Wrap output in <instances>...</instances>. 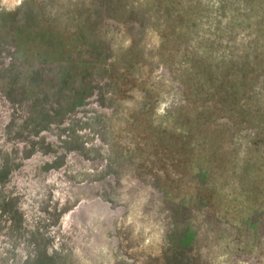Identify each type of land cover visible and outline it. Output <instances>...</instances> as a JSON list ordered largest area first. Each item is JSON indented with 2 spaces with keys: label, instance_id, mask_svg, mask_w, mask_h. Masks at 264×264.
<instances>
[{
  "label": "rangeland",
  "instance_id": "1",
  "mask_svg": "<svg viewBox=\"0 0 264 264\" xmlns=\"http://www.w3.org/2000/svg\"><path fill=\"white\" fill-rule=\"evenodd\" d=\"M5 12L0 264H172L176 235L199 264H264V0ZM39 18L78 42L40 41Z\"/></svg>",
  "mask_w": 264,
  "mask_h": 264
},
{
  "label": "flooded vegetation",
  "instance_id": "2",
  "mask_svg": "<svg viewBox=\"0 0 264 264\" xmlns=\"http://www.w3.org/2000/svg\"><path fill=\"white\" fill-rule=\"evenodd\" d=\"M146 5V4H145ZM145 5H142L143 7H144V9L145 10H147L148 9V7L149 6H145ZM63 7H65L64 5H62ZM65 9V8H64ZM128 10V9H127ZM125 15H130L129 14V12H128V14H125ZM124 15V16H125ZM153 15L154 16H156L158 19H159V17H161V14H160V12H159V10H157V11H155L154 13H153ZM160 21H161V19H159ZM68 22H70L71 24H73V25H75V19H72V20H70V21H68ZM88 22L90 23V21L88 20ZM76 27H77V25H75ZM70 32H74V33H77V30H75V27H73L71 30H70ZM133 47V46H132ZM162 114H165L164 112H162ZM164 197H166L167 199H169V202H171V197L170 196H164ZM82 208H79V212H82ZM200 213V212H199ZM3 214V213H2ZM74 214H75V217H77L78 219H79V217H81V215L80 214H78L77 212H74ZM206 215H208V213L206 214ZM2 217V216H1ZM206 217H208V216H206ZM2 219H3V217H2ZM207 220V219H206ZM1 221V220H0ZM3 221V220H2ZM1 221V222H2ZM10 221V223H11V225L9 226V230L11 231V232H14V227H13V225H12V219H10L9 220ZM194 222V221H193ZM207 222H208V220H207ZM191 226H193V225H191ZM173 229L175 230L176 229V226H174L173 227ZM196 234H197V232H195ZM177 236V235H176ZM176 236H175V239L173 238V243H172V246L170 247V245L168 246L169 247V249H168V251L169 250H171L172 251V253L174 254V257H175V259L176 258H180V260L179 259H174L173 261H172V264H199V262L200 263H204V261L202 260V259H199V258H190V255H189V252H191V249L189 248V249H187V242L188 241H191L192 243H190V244H193V241L195 240V237H196V235L195 236H193L192 238L193 239H190V240H188L187 239V237H186V241L187 242H183V236H178V238H179V240H180V242L178 243L177 242V240H176ZM175 245H179L178 247H176ZM50 259H43V258H40L39 260H38V262L36 263V264H51L50 263V261H49ZM180 261V262H179ZM13 264H14V262H13ZM23 264H29V262H23ZM128 264H140V260L138 259V260H136V259H133L132 261H129L128 262ZM143 264V263H142ZM149 264H152V263H149ZM166 264V263H165Z\"/></svg>",
  "mask_w": 264,
  "mask_h": 264
},
{
  "label": "trees",
  "instance_id": "3",
  "mask_svg": "<svg viewBox=\"0 0 264 264\" xmlns=\"http://www.w3.org/2000/svg\"><path fill=\"white\" fill-rule=\"evenodd\" d=\"M32 1H34V0H32ZM46 4H42V3H37V6H38V9H37V11L38 12H40L41 11V9H43L44 8V6H45ZM40 7H41V9H40ZM72 17H73V13H69ZM4 15H6V12L5 13H3V14H1L0 15V19H3L4 17ZM57 20L59 19V17L61 16V15H59V14H57ZM1 17H3V18H1ZM41 18V17H40ZM38 19L39 20V22H38V20L36 21V22H38V23H36V25L35 26H33V27H35V28H37L38 30H37V32H39V33H37L38 35H39V39H40V41H43V39H42V34L43 33H46V35L50 38L51 37V40L53 39V37L49 34V33H51V34H53V35H56V37H59V35H61V36H65V35H69V34H72V36H70V37H65V38H62V39H59V38H56L59 42H60V45H57V47H59V49L60 48H65V49H68V47L67 46H70V45H72L73 43H75V42H78L76 39H75V37H76V33H74V32H67V31H61V32H57V33H55L54 34V32H53V27H51V26H47V25H45V23H46V21H45V19L43 20V19ZM70 21V20H69ZM67 28V22H66V24L64 25V29H66ZM31 33V32H30ZM31 36H32V34H31ZM42 39V40H41ZM133 45H135L136 46V44H135V42H133ZM134 46V47H135ZM54 51V50H53ZM205 62V61H204ZM242 64H244V63H242ZM241 64V65H242ZM209 65V64H208ZM231 65H234V64H231ZM239 64H237V65H235V66H238ZM215 67H217V66H215ZM218 68V67H217ZM204 70H203V72L204 73H206L207 75H211L212 74V67H204L203 68ZM209 72V73H208ZM224 75V74H223ZM218 85V84H217ZM219 90H221L220 89V87L218 86L217 87ZM162 115H164L162 118H164V117H169V114H162ZM138 117H140L139 115H138ZM142 118V117H141ZM143 119V118H142ZM165 119V118H164ZM113 154H114V152H113ZM201 169L203 170L204 169V166H201ZM206 172H207V170H203V172H202V175H206ZM207 178L208 177H204V179H202V181H203V183H205L206 181H207ZM247 220H249L248 218H246L245 219V221H247Z\"/></svg>",
  "mask_w": 264,
  "mask_h": 264
}]
</instances>
